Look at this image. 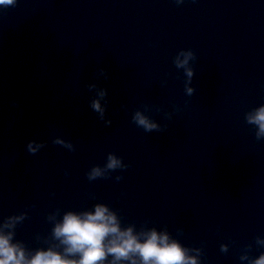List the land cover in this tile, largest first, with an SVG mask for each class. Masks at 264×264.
<instances>
[{
    "label": "water",
    "instance_id": "1",
    "mask_svg": "<svg viewBox=\"0 0 264 264\" xmlns=\"http://www.w3.org/2000/svg\"><path fill=\"white\" fill-rule=\"evenodd\" d=\"M261 106L264 0L0 5V229L29 258L63 253L64 215L105 205L198 264H254L264 134L248 116Z\"/></svg>",
    "mask_w": 264,
    "mask_h": 264
},
{
    "label": "clouds",
    "instance_id": "2",
    "mask_svg": "<svg viewBox=\"0 0 264 264\" xmlns=\"http://www.w3.org/2000/svg\"><path fill=\"white\" fill-rule=\"evenodd\" d=\"M14 2L0 0V5ZM177 63L183 66L187 60H178ZM188 74L192 75L190 71ZM93 106L100 109L99 102ZM137 120L146 129L156 127L140 114H137ZM248 121L258 125L260 133L264 134V106L250 114ZM119 163L115 157H110L108 167L115 168ZM99 174V169H95L93 175ZM10 219L12 223H6L5 228L12 227L22 217ZM13 235L0 229V264H105L109 255L114 258L111 264L121 261H130L131 264H198L197 259L188 256L187 250L179 242L171 240L167 233L153 229L137 234L131 227L122 229L115 213L105 205H97L90 212L64 215L54 228L55 237L65 245L63 253L49 248L39 250L29 258L20 244L13 243ZM71 256H78L79 259H70ZM254 264H264V254Z\"/></svg>",
    "mask_w": 264,
    "mask_h": 264
}]
</instances>
